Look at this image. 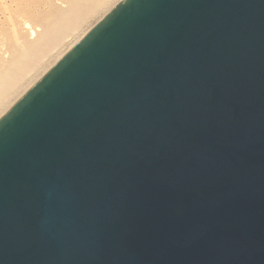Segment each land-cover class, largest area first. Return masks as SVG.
I'll return each mask as SVG.
<instances>
[{"label": "water", "instance_id": "95a60500", "mask_svg": "<svg viewBox=\"0 0 264 264\" xmlns=\"http://www.w3.org/2000/svg\"><path fill=\"white\" fill-rule=\"evenodd\" d=\"M0 264H264V0H120L39 78Z\"/></svg>", "mask_w": 264, "mask_h": 264}, {"label": "bare ground", "instance_id": "6f19581e", "mask_svg": "<svg viewBox=\"0 0 264 264\" xmlns=\"http://www.w3.org/2000/svg\"><path fill=\"white\" fill-rule=\"evenodd\" d=\"M119 1L0 0V118Z\"/></svg>", "mask_w": 264, "mask_h": 264}, {"label": "rangeland", "instance_id": "374dc122", "mask_svg": "<svg viewBox=\"0 0 264 264\" xmlns=\"http://www.w3.org/2000/svg\"><path fill=\"white\" fill-rule=\"evenodd\" d=\"M96 19V18H95ZM95 19H93L92 21L94 22L95 21ZM91 21V22H92ZM73 42V41H72ZM71 41L70 42H67L66 44H65V47L63 48V50L61 49V51H64V49H66L69 45H71V43H72ZM60 53V52H59ZM56 56H57V54H55ZM56 56H53L46 64H45V66H43V68L44 67H47L49 64H50V62H53L54 61V59H55V57ZM48 64V65H47ZM42 68V69H43Z\"/></svg>", "mask_w": 264, "mask_h": 264}]
</instances>
